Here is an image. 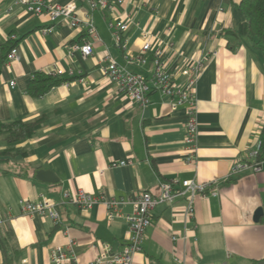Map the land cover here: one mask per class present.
Here are the masks:
<instances>
[{
    "label": "crops",
    "instance_id": "1",
    "mask_svg": "<svg viewBox=\"0 0 264 264\" xmlns=\"http://www.w3.org/2000/svg\"><path fill=\"white\" fill-rule=\"evenodd\" d=\"M43 1L74 3L78 18L96 33L84 25L73 28L68 20L52 22L46 13L36 16L18 0H0V50L12 35L18 50V59L7 57L0 72V121L41 119L36 133L16 145L25 157L0 156L2 237L10 231L0 263L56 264L53 250L62 247L70 255L69 240L75 241L73 264H89L107 249L120 252L128 243L125 217L134 212L133 198L143 192L158 196L160 183L173 179L223 182L217 196L195 200L191 216L186 196L157 205L134 264L264 261V158L252 160L262 161L261 171L250 168L228 178L237 162L258 149L264 122V52L234 34L245 22L242 0H123L112 11L94 9V0ZM118 22L129 25L120 44ZM145 33L152 49L144 66L136 59L144 54ZM89 42L91 56L74 51V45ZM156 49L176 84L194 92L193 155L185 143L186 107L173 110L172 99L159 91L142 107L105 75L112 58L128 71L151 76ZM199 63L196 85L189 88L183 70ZM56 70L64 72L57 76L61 84L41 97L28 92L34 75ZM7 148L0 137V153ZM121 161L130 164L113 165ZM40 170L53 173L55 181L37 179ZM80 190L95 199L91 209L64 200V193ZM43 197L58 203L59 224L23 211L21 200ZM112 200L123 203L111 220L106 202Z\"/></svg>",
    "mask_w": 264,
    "mask_h": 264
},
{
    "label": "built area",
    "instance_id": "2",
    "mask_svg": "<svg viewBox=\"0 0 264 264\" xmlns=\"http://www.w3.org/2000/svg\"><path fill=\"white\" fill-rule=\"evenodd\" d=\"M19 3L26 6L27 11L39 16L46 13L52 22H58L68 20L70 26L73 28H79L82 25L88 27L90 33L95 34V27L89 22H83L76 15V5L69 3L67 5H48L43 0H18ZM123 3V0H94V9H105L112 11L116 6ZM129 25L126 22H118L116 24V37L118 43H122L121 34L128 29ZM44 30L48 32L52 30ZM145 44L143 46L144 54L142 57L136 59V63L139 65H147L149 63L148 58L145 56L151 51L152 45L148 41V35L145 33L143 36ZM9 40H16V36L12 35ZM74 51H80L82 57L87 58L93 54V44L85 43L83 45H74ZM18 59L17 47H14L8 54L9 61H15ZM128 63H134L135 60L131 57L127 58ZM153 64V73L151 76L145 77L140 73H134L126 70L116 60L109 58L108 64L104 68L105 75L112 83L118 85V90L129 96L136 101L142 107H146L150 103L149 95L152 91H159L162 94L172 99L171 106L173 110L183 106L186 107L188 120L186 122L187 135L185 143L187 148L193 155L198 146V120H197V105L193 90H186L179 87L172 74L168 71L166 62L163 57V52L160 49H156L151 60ZM201 63L190 66L183 70V74L188 77L189 88H193L196 85L199 75ZM62 70H56L52 75L62 76ZM10 86L14 88L16 86L15 81L10 82ZM262 135L264 134V122L261 128ZM262 141L259 143V147L256 151L247 155L245 160L237 162L228 178L241 173L244 170L253 168L255 171H261L262 161H254L257 158ZM193 161V158H190ZM130 164L129 161H121L120 163H113L114 166H125ZM223 181L213 180L210 182H197L194 179L179 180L173 179L160 183L161 192L158 196H155L149 192H143L133 198L134 212L125 217L129 229L128 243L123 247L122 251L111 253L108 249L102 255V257L91 261L89 264H102L103 261H107L113 264H134V256L141 252L143 249L144 235L146 229L152 223V213L155 207L159 204H173L177 198L187 197L188 207L186 216H191L194 211V203L198 197L207 198L208 195L217 196L219 194V187ZM64 200L66 202L77 205L81 209H91L96 204L95 199L91 194L80 190L76 195L71 196L69 193H64ZM21 207L25 213L39 214L50 217L56 224L61 222V217L57 211L58 203L43 197L40 202H30L21 200ZM122 201L112 200L106 202L108 209L109 219H115L120 216L119 207L122 205ZM3 223L2 215L0 213V224ZM176 240V237H173ZM75 241L69 240L68 246L71 250V254L62 248L57 247L52 252V261L56 264H73L75 260L73 254V247Z\"/></svg>",
    "mask_w": 264,
    "mask_h": 264
},
{
    "label": "trees",
    "instance_id": "3",
    "mask_svg": "<svg viewBox=\"0 0 264 264\" xmlns=\"http://www.w3.org/2000/svg\"><path fill=\"white\" fill-rule=\"evenodd\" d=\"M239 10L245 16V22L234 34L250 39L257 49L264 52V0H242L239 4ZM15 45L14 41L8 40L1 48L0 72L8 54ZM62 81V79L57 78L55 75L36 74L29 86L28 92L34 97H41L50 89L61 84ZM40 123L41 119L27 122L22 120L12 122L0 121V137H4L8 145V148L0 153V156L7 157V159H9L8 157H16L19 155L25 157L26 152L24 149L16 145L32 137L39 128ZM257 158H264V134L262 135V144ZM4 234L5 237H2L0 230V248L3 253H6V239L9 237L10 231H6ZM0 264H6V262Z\"/></svg>",
    "mask_w": 264,
    "mask_h": 264
},
{
    "label": "water",
    "instance_id": "4",
    "mask_svg": "<svg viewBox=\"0 0 264 264\" xmlns=\"http://www.w3.org/2000/svg\"><path fill=\"white\" fill-rule=\"evenodd\" d=\"M37 179L44 181V182H54L55 181V177L53 175V173L49 172V171H45V170H40L37 172ZM262 211H258L256 213L255 216V221H258L260 216L262 215L261 213ZM256 264H264V261H261L259 263Z\"/></svg>",
    "mask_w": 264,
    "mask_h": 264
}]
</instances>
